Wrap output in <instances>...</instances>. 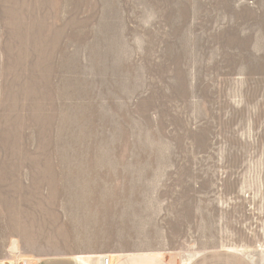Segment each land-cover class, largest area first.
Instances as JSON below:
<instances>
[{
	"label": "rangeland",
	"instance_id": "374dc122",
	"mask_svg": "<svg viewBox=\"0 0 264 264\" xmlns=\"http://www.w3.org/2000/svg\"><path fill=\"white\" fill-rule=\"evenodd\" d=\"M87 212L109 251L264 264V0H0V260Z\"/></svg>",
	"mask_w": 264,
	"mask_h": 264
},
{
	"label": "crops",
	"instance_id": "0c3cea01",
	"mask_svg": "<svg viewBox=\"0 0 264 264\" xmlns=\"http://www.w3.org/2000/svg\"><path fill=\"white\" fill-rule=\"evenodd\" d=\"M81 218V219H80ZM61 235L69 242V250L47 254L30 264H103V257H108V264H174L164 254L151 250H133L123 253L109 251L101 240L106 239V231L100 228V217L85 213L76 217L73 227ZM0 264H6L0 260ZM187 264H254L246 255L238 251L214 248L202 251Z\"/></svg>",
	"mask_w": 264,
	"mask_h": 264
},
{
	"label": "built area",
	"instance_id": "2783aa9c",
	"mask_svg": "<svg viewBox=\"0 0 264 264\" xmlns=\"http://www.w3.org/2000/svg\"><path fill=\"white\" fill-rule=\"evenodd\" d=\"M102 263L103 264H108V257H103V259H102Z\"/></svg>",
	"mask_w": 264,
	"mask_h": 264
},
{
	"label": "bare ground",
	"instance_id": "6f19581e",
	"mask_svg": "<svg viewBox=\"0 0 264 264\" xmlns=\"http://www.w3.org/2000/svg\"><path fill=\"white\" fill-rule=\"evenodd\" d=\"M11 249H12L13 251L16 252V251H17V246H16V244L13 243L12 246H11Z\"/></svg>",
	"mask_w": 264,
	"mask_h": 264
}]
</instances>
